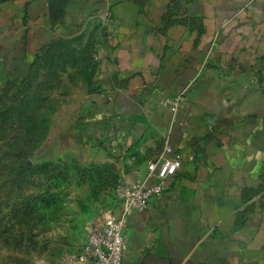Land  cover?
Instances as JSON below:
<instances>
[{
  "label": "crops",
  "instance_id": "obj_1",
  "mask_svg": "<svg viewBox=\"0 0 264 264\" xmlns=\"http://www.w3.org/2000/svg\"><path fill=\"white\" fill-rule=\"evenodd\" d=\"M82 38L94 78L78 107L122 181L166 143L182 156L123 220L122 264H264V0H0L6 69ZM181 93L176 112L162 104Z\"/></svg>",
  "mask_w": 264,
  "mask_h": 264
},
{
  "label": "rangeland",
  "instance_id": "obj_2",
  "mask_svg": "<svg viewBox=\"0 0 264 264\" xmlns=\"http://www.w3.org/2000/svg\"><path fill=\"white\" fill-rule=\"evenodd\" d=\"M82 41L43 51L28 71V61L0 65V264L72 263L119 207L121 165L95 110L78 107L94 78L93 46Z\"/></svg>",
  "mask_w": 264,
  "mask_h": 264
},
{
  "label": "built area",
  "instance_id": "obj_3",
  "mask_svg": "<svg viewBox=\"0 0 264 264\" xmlns=\"http://www.w3.org/2000/svg\"><path fill=\"white\" fill-rule=\"evenodd\" d=\"M183 101L184 95L181 93L164 99L162 104L176 112ZM181 165V152L166 143L162 152L147 163L144 178L133 182L121 180L115 190L121 207L120 216L109 213L91 227L74 262L62 264H122L126 250L123 220L135 212L146 210L153 198L162 195Z\"/></svg>",
  "mask_w": 264,
  "mask_h": 264
},
{
  "label": "trees",
  "instance_id": "obj_4",
  "mask_svg": "<svg viewBox=\"0 0 264 264\" xmlns=\"http://www.w3.org/2000/svg\"><path fill=\"white\" fill-rule=\"evenodd\" d=\"M24 76V75H23ZM107 125H109V124H107ZM119 184V183H118ZM117 187V186H116Z\"/></svg>",
  "mask_w": 264,
  "mask_h": 264
}]
</instances>
